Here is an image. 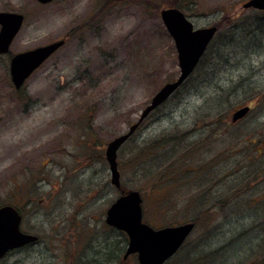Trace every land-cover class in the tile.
<instances>
[{"label":"rangeland","instance_id":"rangeland-1","mask_svg":"<svg viewBox=\"0 0 264 264\" xmlns=\"http://www.w3.org/2000/svg\"><path fill=\"white\" fill-rule=\"evenodd\" d=\"M175 1L195 28L232 24L121 146V189L140 193L155 229L195 222L165 264H264V14L243 9L248 0H0V12L24 16L0 55V207L19 210L21 232L38 237L0 264H137L105 223L120 193L104 152L179 76L160 19ZM57 40L16 91L10 56Z\"/></svg>","mask_w":264,"mask_h":264},{"label":"water","instance_id":"water-1","mask_svg":"<svg viewBox=\"0 0 264 264\" xmlns=\"http://www.w3.org/2000/svg\"><path fill=\"white\" fill-rule=\"evenodd\" d=\"M46 5L53 0H36ZM243 9L264 10V0H248ZM162 24L171 37L176 51L179 76L164 84L141 112L139 119L124 134L108 142L104 158L108 165L110 184L120 191L119 197L105 212L107 226L125 233L128 242L125 257L135 254L138 264H164L183 246L195 228V222L155 229L143 222L142 197L138 191H122L117 166V152L134 134L138 126L150 113L164 104L191 76L209 44L217 33V27L194 28L183 12L176 8H165L160 12ZM24 16L15 12H0V55L9 53V48L19 33ZM64 44V40L27 50L11 57L9 75L11 83L19 90L25 81L53 53ZM250 108L243 106L231 115L233 123L244 118ZM21 215L10 205L0 207V260L9 252L37 241V236L20 230Z\"/></svg>","mask_w":264,"mask_h":264},{"label":"trees","instance_id":"trees-1","mask_svg":"<svg viewBox=\"0 0 264 264\" xmlns=\"http://www.w3.org/2000/svg\"><path fill=\"white\" fill-rule=\"evenodd\" d=\"M172 6H174V8H177V9H179L180 11H182V6L180 5V3H178L177 1H175L174 3H173V5ZM248 23V22H247ZM253 23V22H252ZM230 24H232V21H230L228 18H226V17H223V20L221 21V23H219V24H217V25H215L217 28H218V30L219 29H221V28H223V27H227V26H229ZM253 24H255V23H253ZM244 25V24H243ZM246 27V26H245ZM247 28H248V26H247ZM230 31V30H229ZM245 35H246V33H245ZM244 35V36H245ZM250 35H251V32H250ZM235 40V38H234V35H233V33H230V34H228V35H226V34H224V41H223V39L221 38V41H220V45H225V44H227L228 42H230V43H232L233 41ZM211 45V44H210ZM208 50V49H207ZM205 55H206V53H205ZM204 55V56H205ZM204 56H203V58H204ZM202 58V59H203ZM201 62V61H200ZM200 66V63H199V65H198V67ZM197 67V68H198ZM196 68V69H197ZM196 71V70H195ZM194 71V72H195ZM185 84V83H184ZM183 84V85H184ZM182 85V86H183ZM201 213H204V211L202 210V212H200V214Z\"/></svg>","mask_w":264,"mask_h":264},{"label":"flooded vegetation","instance_id":"flooded-vegetation-1","mask_svg":"<svg viewBox=\"0 0 264 264\" xmlns=\"http://www.w3.org/2000/svg\"><path fill=\"white\" fill-rule=\"evenodd\" d=\"M38 5H41V4H38ZM42 6H44V5H42ZM245 10H250V9H245ZM251 10H253V11H255V12H258V13H263V14H264V11H261V10H254V9H251ZM57 41H58V40H57ZM53 42H55V41H53ZM53 42H51V43H53ZM64 43H65V41H64ZM48 44H50V43H48ZM46 45H47V44H46ZM63 45H64V44H63ZM43 46H44V45H43ZM59 49H60V48H59ZM59 49H58V50H59ZM58 50H57V51H58ZM57 51H56V52H57ZM56 52H55V53H56ZM55 53H53L51 56H53ZM9 54H10V51H9V53H8L7 55H9ZM16 54H18V53H16ZM13 55H15V54H13ZM13 55L10 56V59H11V57H12ZM51 56H50V57H51ZM50 57H49L48 59H50ZM48 59H47V60H48ZM47 60H46V61H47ZM9 61H10V60H9ZM46 61H45V62H46ZM45 62H44V63H45ZM44 63H43V64H44ZM43 64H42V65H43ZM42 65H41V66H42ZM37 70H38V69H37ZM37 70H36V71H37ZM36 71H35V72H36ZM35 72H34V73H35ZM34 73H33V74H34ZM33 74H32V75H33ZM32 75H31V76H32ZM31 76H30V77H31ZM23 85H24V84H23ZM22 88H23V86H22L19 90H21ZM19 90H16V91H19ZM18 212H19V210H18ZM120 232H121V231H120ZM122 234H123L125 237H127V236L125 235V233L122 232ZM37 241H38V240H37ZM37 241H36V242H37ZM36 242H35V243H36ZM30 245H32V244H29V245H26V246H30ZM26 246H24V247H22V248H20V249L13 250V251H11V252H14V251H17V250H21V249L25 248ZM125 251H126V248H125L124 253H123V256H122V259H123V260H126V259H127L128 257H130V256H135V257H136V260H137V256H136L135 254H133V255H129V256L125 257ZM11 252H9V253H11ZM137 264H138V261H137Z\"/></svg>","mask_w":264,"mask_h":264}]
</instances>
